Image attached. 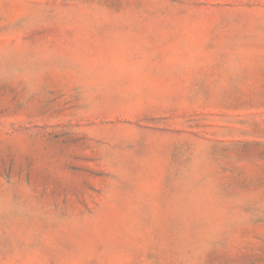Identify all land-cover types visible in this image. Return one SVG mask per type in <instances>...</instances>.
Instances as JSON below:
<instances>
[{
  "label": "rangeland",
  "instance_id": "obj_1",
  "mask_svg": "<svg viewBox=\"0 0 264 264\" xmlns=\"http://www.w3.org/2000/svg\"><path fill=\"white\" fill-rule=\"evenodd\" d=\"M0 264H264V0H0Z\"/></svg>",
  "mask_w": 264,
  "mask_h": 264
}]
</instances>
